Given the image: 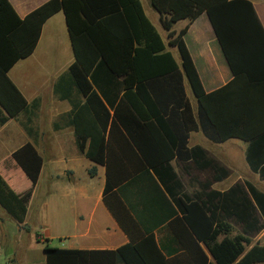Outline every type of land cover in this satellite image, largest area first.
<instances>
[{
	"label": "trees",
	"instance_id": "obj_1",
	"mask_svg": "<svg viewBox=\"0 0 264 264\" xmlns=\"http://www.w3.org/2000/svg\"><path fill=\"white\" fill-rule=\"evenodd\" d=\"M160 13L168 42L177 47L181 69L150 20L140 0H46L21 17L9 0H0V125L27 110L24 128L34 133L38 100L29 104L8 75L9 69L34 50L45 20L62 10L74 60L55 90L84 101L54 122L55 129L71 125L78 150L105 166L107 194L141 171L155 174L181 212L171 226L184 249L182 264H256L264 261V244L249 249L250 236L264 227V192L251 183H235L219 191L212 181L228 170L199 145L187 146L189 131L201 130L210 140L246 141L250 168L264 178V27L250 0H151ZM205 12L232 73L224 85L206 91L183 40L188 25L170 31L180 19L193 21ZM183 76L197 101L193 115L184 94ZM109 94V96H108ZM108 103L106 104L105 101ZM178 118L180 123L172 122ZM32 184H36L42 156L26 142L10 156ZM191 166L211 170L197 181L191 195L174 170ZM91 176L96 168L89 169ZM191 178L196 179L194 176ZM0 206L23 230L27 206L0 174ZM175 210L172 209L171 214ZM242 233L229 235L230 221ZM222 235L221 239L218 237ZM39 240L38 234L36 236ZM46 264H181L168 256L149 228L139 239L115 249H65L44 244ZM210 257L213 261L210 260Z\"/></svg>",
	"mask_w": 264,
	"mask_h": 264
},
{
	"label": "crops",
	"instance_id": "obj_2",
	"mask_svg": "<svg viewBox=\"0 0 264 264\" xmlns=\"http://www.w3.org/2000/svg\"><path fill=\"white\" fill-rule=\"evenodd\" d=\"M9 1L19 16L23 17L46 0ZM140 1L145 15L160 34L165 50L170 51L181 69L179 51L168 42L169 31L163 27L160 13L153 7L151 0ZM250 1L264 27V0ZM186 25L188 28L183 40L204 89L212 91L224 85L232 78V73L207 14L200 13L193 21L187 18L180 19L173 23L170 31L177 33ZM73 60L74 53L65 15L59 10L43 23L39 40L32 53L18 60L8 71L9 77L27 102L29 104L34 100L39 102L31 120L34 133L29 134L24 128L28 119L27 110L21 111L16 117L0 125V174L26 204V223L31 212L39 211L38 225L41 231H36L34 235L35 242L42 246L39 264H46L44 244L65 249H115L129 242L131 238L139 239L149 228L161 248L170 251L168 256L178 257L181 264L185 263L184 260L181 262V259H185L184 249L176 235L181 232V225L171 226L170 223L171 219L181 215V212L155 174L151 170L141 171L129 181H124L111 192L104 194L105 166L95 163L78 150L71 125L54 128V122L61 114H66L72 109L73 102L84 101L74 91L72 99H67L61 98L59 92L55 90L58 78L67 74ZM183 89L196 117L197 101L185 76ZM105 103L108 104L106 101ZM172 122L179 124L180 120L174 117ZM230 139L236 141L226 142ZM26 142H32L43 159L38 180L36 184H32L33 190L28 201L21 195L14 181L16 174L25 179L27 177L10 157L12 152ZM247 144L238 138L214 142L201 130L189 131L187 139L189 148L201 146L210 157L228 170L223 179L212 181V189L223 191L235 183L249 182L264 192V178L248 165ZM77 162L80 164H76ZM171 164L183 185V190L189 195L198 189L196 183L198 180L203 181L211 177L209 169L199 170L191 166V173L187 174L176 159H172ZM93 167L96 168V174L91 176L89 169ZM192 176L196 179L191 178ZM42 181L46 186L40 191L41 194L38 192L37 205L34 199ZM193 182L194 189L188 191L187 184L190 186ZM172 209L175 210L174 214H171ZM230 224V236L242 233L239 224L232 220ZM16 226L19 231L23 230L18 224ZM37 234L40 241L36 239ZM221 238L222 235L218 237ZM250 238L247 249L257 242L264 244V227L253 233ZM1 249L0 243V254ZM210 260L213 261L211 257ZM7 262L15 264L11 257H8ZM256 264H264V261Z\"/></svg>",
	"mask_w": 264,
	"mask_h": 264
},
{
	"label": "rangeland",
	"instance_id": "obj_3",
	"mask_svg": "<svg viewBox=\"0 0 264 264\" xmlns=\"http://www.w3.org/2000/svg\"><path fill=\"white\" fill-rule=\"evenodd\" d=\"M30 118L32 119V115H30ZM229 141H236V139H230L226 142ZM241 144L244 143L241 142ZM76 164H80V162H77ZM14 181L16 182L21 195L28 201L33 190L32 183L19 174L14 176ZM221 184L224 183L221 182ZM45 186V182L42 181L37 189V195L34 199V203L37 205L39 199L38 192L41 194L40 191H43ZM194 186L195 183L193 182L190 186L187 184L186 188L188 191H192ZM38 222L39 211L37 210L36 212L30 213L27 223L28 229L19 231L16 226L17 224L11 216L0 206V243L2 246L0 264H7L8 257L13 258L15 264H39V256L42 254V246L35 242L34 236L36 231H41Z\"/></svg>",
	"mask_w": 264,
	"mask_h": 264
}]
</instances>
